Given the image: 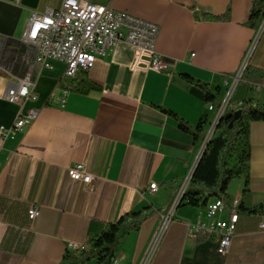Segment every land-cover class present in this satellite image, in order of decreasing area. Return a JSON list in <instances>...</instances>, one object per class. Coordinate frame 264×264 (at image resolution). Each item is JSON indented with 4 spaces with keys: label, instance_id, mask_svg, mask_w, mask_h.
<instances>
[{
    "label": "crops",
    "instance_id": "obj_1",
    "mask_svg": "<svg viewBox=\"0 0 264 264\" xmlns=\"http://www.w3.org/2000/svg\"><path fill=\"white\" fill-rule=\"evenodd\" d=\"M62 1L38 0L32 8L0 0V127L16 119L19 105L5 95L21 79L29 78L38 94L26 107L40 110L25 131L0 143V264H66L71 242L89 249L107 223L151 207L155 213L127 236L114 262L142 264L201 153L202 141L157 106L194 126L212 115L206 92L181 73L209 83L219 103L259 30L247 24L253 0H92L159 24L157 51L174 67L168 73L135 69L136 49L121 41L88 69L102 89L86 95L69 91L65 105L55 98L66 89L60 84L62 77L67 80L66 65L52 59L51 67H41L36 47L24 38L33 12L57 9ZM227 12L225 20L202 17ZM248 64L264 70V33ZM249 97L264 102V78L257 87L240 84L233 101ZM250 136L249 190L244 191V177L233 179L225 208L213 217L207 206L180 202L149 264H264L258 213L239 212L227 255L211 237L198 241L192 233L199 222L228 220L233 199L250 207L264 204V121L251 123ZM78 163L94 175L92 183L69 176V167ZM151 183L158 184L156 192ZM32 205L40 209L33 221Z\"/></svg>",
    "mask_w": 264,
    "mask_h": 264
},
{
    "label": "built area",
    "instance_id": "obj_2",
    "mask_svg": "<svg viewBox=\"0 0 264 264\" xmlns=\"http://www.w3.org/2000/svg\"><path fill=\"white\" fill-rule=\"evenodd\" d=\"M16 2L21 3V0H16ZM159 31V24L127 11L117 10L92 0H63L57 9L33 12L24 32V38L36 47L38 51L37 60L41 67H51L49 61L52 59L62 61L66 65L64 76L67 80H71L77 72L92 67L99 56L105 55L121 41L129 43L136 49L133 63L135 69L143 67L146 70L151 69L157 72H171L174 63L159 54L156 48ZM263 33L264 17L256 37L243 56L239 71L226 82L228 86L225 95L218 104L207 103L208 110L212 112V115L207 117L209 129L201 142L200 156L225 111L227 109H239L241 106V102H234L233 97L238 86L243 83L244 69L248 65L259 36ZM194 55L192 53V56ZM68 94L69 90L63 89L55 99L61 105H65ZM5 98L18 104L19 111L10 126L0 127V143H3L10 136L25 131L38 118L40 112L38 108L26 107L29 102L38 99V94L29 78L21 79L20 82L12 84L7 90ZM68 173L72 179L86 184L94 181V175L82 163L70 166ZM191 174L192 172L187 175L172 210L161 222L142 264H149L152 259L171 221L172 211L179 204L181 196L188 187ZM149 189L151 192H156L158 184L151 183ZM239 205L240 200L233 199L229 202L228 220L219 219L209 225L199 222L192 233L196 236L202 233L211 237L217 242L218 252L227 255L236 232ZM225 206V195L216 198L207 205L208 216H215ZM39 215L40 209L36 205H32L28 209L30 220H35ZM258 228L264 232V208ZM84 249H87L86 245L77 242H71L68 248V250L73 251Z\"/></svg>",
    "mask_w": 264,
    "mask_h": 264
},
{
    "label": "trees",
    "instance_id": "obj_3",
    "mask_svg": "<svg viewBox=\"0 0 264 264\" xmlns=\"http://www.w3.org/2000/svg\"><path fill=\"white\" fill-rule=\"evenodd\" d=\"M202 17L210 20H225L230 18L229 12L223 15L202 13ZM264 17V0H253L247 24L251 27L259 26ZM188 82L202 88L206 92L207 103H215L217 95L210 90L209 83L193 77L188 73H181ZM264 78V70L248 64L243 72V84L249 88L259 85ZM60 84L72 93L90 94L100 91V84L93 81L88 70L77 72L67 81L62 77ZM239 109H227L220 118L214 133L205 145L193 176L190 179L181 204L204 208L213 198L227 196V190L233 179L244 177L246 184L244 191L249 190L251 170V123L264 121V102L253 98H244ZM163 112L174 116L182 130L192 134L196 141H202L205 136V116L198 125H192L178 117L169 109L158 105ZM238 113V115H237ZM264 204L250 207L242 201L239 212L248 211L250 214L263 212ZM155 213L151 207H144L139 211H129L117 221L107 223L99 234L90 240V248L81 251L67 250L64 256L66 264H85L95 261V264H113L116 260L127 236L138 231L144 221ZM198 241H205L207 236L197 234Z\"/></svg>",
    "mask_w": 264,
    "mask_h": 264
},
{
    "label": "water",
    "instance_id": "obj_4",
    "mask_svg": "<svg viewBox=\"0 0 264 264\" xmlns=\"http://www.w3.org/2000/svg\"><path fill=\"white\" fill-rule=\"evenodd\" d=\"M11 1H13V0H11ZM37 2H38V0H21V4L22 5H24V6H28V7H32V8H35L36 6H37ZM237 115H238V113H237ZM205 149V148H204ZM204 149H203V151H204ZM203 153V152H202ZM197 164V163H196ZM195 167H196V165H195ZM195 169V168H194ZM193 172H194V170L192 171V174H191V178H192V176H193ZM183 198H184V194L181 196V199H180V202L183 200ZM180 202H179V204L178 205H180Z\"/></svg>",
    "mask_w": 264,
    "mask_h": 264
},
{
    "label": "rangeland",
    "instance_id": "obj_5",
    "mask_svg": "<svg viewBox=\"0 0 264 264\" xmlns=\"http://www.w3.org/2000/svg\"><path fill=\"white\" fill-rule=\"evenodd\" d=\"M209 129V125L207 126V130ZM166 212V211H165Z\"/></svg>",
    "mask_w": 264,
    "mask_h": 264
}]
</instances>
